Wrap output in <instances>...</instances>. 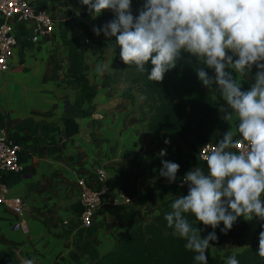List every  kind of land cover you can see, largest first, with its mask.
Segmentation results:
<instances>
[{
  "label": "crops",
  "instance_id": "obj_1",
  "mask_svg": "<svg viewBox=\"0 0 264 264\" xmlns=\"http://www.w3.org/2000/svg\"><path fill=\"white\" fill-rule=\"evenodd\" d=\"M29 1L52 18L54 32L33 44L25 38L31 36L29 25L20 26V33L24 37L20 39L21 42H17L11 54L8 70L0 72V116L4 117L3 125L7 120L16 124L28 118L57 125L60 130L56 137L59 151L52 155H32L21 161L23 171L19 182L7 186V196L23 200L28 232L14 231L15 218L0 206V251H15L20 258L33 260L34 264H89L80 253V231L83 229L79 228L78 223L77 178L80 175L87 177L95 167H101L109 175L112 190L128 192L134 188L130 196L133 201L138 198L141 200L146 190L153 188L146 178L137 176V171H147L145 147L150 139L140 123L138 107L142 97L134 94L135 102L131 104L120 98L119 90L122 87L114 86L113 90L102 87L113 64V57L107 62L98 61L93 70L88 67V79L97 94L91 100L74 105L76 87H66L61 83L68 63L60 31L64 22L72 20L69 36H78L84 47L94 38L88 32V27L96 24L105 11L94 19L88 10L86 12L83 9L79 0ZM77 9L79 16L76 15ZM98 53L103 52L98 50ZM97 65H103L102 74L96 70ZM247 79L244 75L241 82ZM223 106L225 110V102ZM71 116L78 124V133L66 139L61 131L65 118ZM92 120H96L94 129ZM227 125L229 129L230 125ZM30 136V141L25 144L27 147L33 146L38 138V135ZM1 184L4 183L0 177ZM159 203L158 192L154 191L144 204L134 208L135 217L141 220L140 215H146L141 221L151 219ZM133 205L132 202L129 206H104L97 213L93 221L96 232L91 242L100 254L109 251L129 232L124 221L115 219V210L129 209ZM242 220L247 229L241 238L232 240L238 241L235 242L237 247L234 243L229 244L227 249L214 247L216 255L220 257V264H226L227 252L238 253L248 245L258 243L253 232L262 221L256 218L246 221L243 217ZM64 221H67V225L63 224ZM82 241H85V236ZM206 255L215 256L211 250L206 251Z\"/></svg>",
  "mask_w": 264,
  "mask_h": 264
},
{
  "label": "clouds",
  "instance_id": "obj_2",
  "mask_svg": "<svg viewBox=\"0 0 264 264\" xmlns=\"http://www.w3.org/2000/svg\"><path fill=\"white\" fill-rule=\"evenodd\" d=\"M79 3L94 19L104 11L114 14L92 31L115 42L124 65L147 72V79L158 84L185 57L189 63L193 58L202 61L195 68L199 82L219 92L227 105L223 120L230 127L204 152L207 171L191 168L180 178L187 194L178 195L165 215L168 227L195 253L197 264H208L206 251L218 236L212 231L202 238L204 229L193 227L186 214L205 228L215 230L222 223L224 234L240 217L264 222V0H141L136 14L133 0ZM96 70L102 74L103 65ZM248 71L254 80L244 89L241 77ZM160 153L165 156L166 149ZM161 165L159 176L176 182L180 165L164 159ZM257 254L264 258V223ZM23 264L34 262L26 259ZM226 264H239L236 255L227 257Z\"/></svg>",
  "mask_w": 264,
  "mask_h": 264
},
{
  "label": "trees",
  "instance_id": "obj_3",
  "mask_svg": "<svg viewBox=\"0 0 264 264\" xmlns=\"http://www.w3.org/2000/svg\"><path fill=\"white\" fill-rule=\"evenodd\" d=\"M141 0H133L132 9L140 7ZM114 18V14L108 10L98 19L96 24L88 27V32L94 35V44L101 51L112 50L114 61L110 72L106 74L102 87L113 90L114 86L120 88V98L128 100L134 104V94H138L143 99V104L138 107L140 123L145 127L149 136V147L156 142V151L148 149L145 160L148 162V172L159 173L161 160H168L180 165L177 173L179 176L197 167L202 168L201 163L196 159L195 153L199 146L205 143H218L223 138L224 132L228 130L227 123L223 120L224 100L219 92L214 89L205 88L195 72L198 64L193 58L191 63L187 57L178 61L175 69L169 71L164 80L158 84L147 79V72H137L135 66H126L119 58V49L111 39H106L102 34L97 37L93 31V26H101L105 22ZM70 21L64 22L60 31V38L67 50L68 68L61 79V83L66 87H76L75 104L95 98L96 92L90 85L88 79V66L86 64V50L82 46L78 36H69L71 30ZM24 36L19 32L17 42ZM30 39V36H25ZM114 39V38H113ZM21 42V41H20ZM147 67V66H146ZM150 68V65L148 66ZM212 75V70L205 69ZM255 69H253V74ZM2 73V72H1ZM248 71L245 75L247 80L242 81V87L247 89L253 82L254 76ZM89 113V112H88ZM4 117L0 116V125H3ZM96 120L91 121L94 129ZM7 130L16 132L9 136L15 143L22 147L20 160L32 155H52L59 151L56 137L60 134L59 127L53 123L45 121H34L31 118L20 120L13 124L10 120L4 123ZM3 125V126H4ZM16 133H25L20 136ZM78 133V124L74 117H67L64 121V129L61 134L68 139ZM38 135L33 146L27 147L25 144L30 141V135ZM94 137V134H92ZM171 141L165 144L164 140ZM154 141V142H153ZM153 142V143H152ZM166 149L167 154L161 157V150ZM90 176V175H89ZM81 177V175H80ZM86 177V176H83ZM5 186L19 182L20 173H7L1 176ZM88 180L89 177H86ZM134 188L127 194L132 196ZM154 191L158 192L160 201L156 214L147 221L138 220L135 217L134 208L144 204L147 197ZM187 194V189L176 184L161 183L154 189H147L145 196L135 203L131 208H119L115 210L114 217L117 221H124L129 232L115 244L109 251L100 254L91 242L96 228L93 225L88 229L80 231L81 244L80 253L86 257L89 264H197L192 251L185 248L186 240L174 234V229L168 227L165 220L166 213L171 211V204L178 195ZM167 198V199H165ZM78 216L81 207L78 205ZM187 219L195 228H203L201 237L204 238L209 232L215 231L218 240L210 242V245L218 249L230 244L232 240L239 239L247 229L242 217L238 218L233 228L224 234L221 232L223 224L213 230L211 227L205 228L202 223L195 220L191 214H186ZM264 223V222H262ZM260 226L253 232L258 238ZM85 236V241L82 238ZM258 243L248 245L241 252L234 253L239 264H264V258L257 254ZM233 253L225 254L227 257ZM208 257V256H207ZM0 264H19L15 251L1 250ZM79 264H84L83 262ZM208 264H220V257H208Z\"/></svg>",
  "mask_w": 264,
  "mask_h": 264
},
{
  "label": "built area",
  "instance_id": "obj_4",
  "mask_svg": "<svg viewBox=\"0 0 264 264\" xmlns=\"http://www.w3.org/2000/svg\"><path fill=\"white\" fill-rule=\"evenodd\" d=\"M28 24L31 29L29 41L37 44L40 40L49 37L55 28V23L47 12L41 8L33 6L29 0H0V72H6L9 68L10 57L17 46V34L20 26ZM206 145V146H205ZM216 143H205L196 150V159L201 163L202 170L207 171L206 162L202 159L208 148L214 147ZM205 146V147H204ZM204 147V148H203ZM243 147V145H241ZM203 148V149H202ZM22 147L17 145L9 136L5 126L0 127V177L7 173H21L23 165L20 160ZM88 180L86 177L77 178L78 205L81 213L78 218L79 228L88 229L93 225L97 213L104 207H121L132 204L133 199L126 191H114L109 182L107 171L101 167H95ZM180 176L176 183L180 186ZM187 189V185H184ZM8 188L4 184L0 185V206L8 211L15 218L13 223L14 231L28 232L26 220L24 218L25 204L22 199L8 197ZM67 225V221L63 222ZM19 264H23L25 259L20 258Z\"/></svg>",
  "mask_w": 264,
  "mask_h": 264
},
{
  "label": "rangeland",
  "instance_id": "obj_5",
  "mask_svg": "<svg viewBox=\"0 0 264 264\" xmlns=\"http://www.w3.org/2000/svg\"><path fill=\"white\" fill-rule=\"evenodd\" d=\"M83 9H85V11L87 12V6H84ZM84 48L86 50V63H87V66L89 67L90 70H93V69L96 68V63H98V61L107 62V61H109L110 59H112L114 57V52L112 50L102 51L103 53L99 54L98 53L99 49H98L97 45L94 44V38L89 41L88 45H84ZM96 56H98V57L96 58ZM120 87H122V86H120ZM125 101L128 102V100H125ZM141 104H143V99L141 100ZM145 149L147 151H148V149H152V150L156 151L157 150L156 149V142L153 143L150 147L147 144ZM137 173H138L137 174L138 177H141L142 179L146 178L148 184H153V188L152 189H154L156 185H159L161 183H168L166 178H163V177L159 176V173H155V172L150 173V172H147L146 170L144 172H142V173L137 171ZM177 176L179 178V175H177ZM121 181H123V180L121 179ZM177 181H178V179H177ZM177 181L174 182V183H171V184H176ZM139 200H140V198H138L137 200L133 201V203L135 204ZM140 217L142 218L141 220H143V218L145 219L147 216L146 215H140ZM235 242H238V241H232L230 243V245L234 243V246H235L236 245ZM228 245L225 246L226 249L228 248ZM235 247H237V245ZM210 250L212 251V254H214V255L217 254L216 250L214 249V247L212 245H209V248H208L207 251L209 252Z\"/></svg>",
  "mask_w": 264,
  "mask_h": 264
}]
</instances>
